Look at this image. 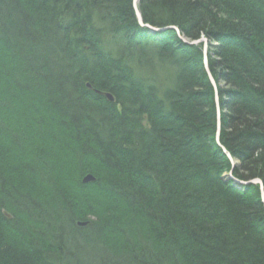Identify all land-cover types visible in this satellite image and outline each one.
<instances>
[{
    "label": "trees",
    "instance_id": "obj_1",
    "mask_svg": "<svg viewBox=\"0 0 264 264\" xmlns=\"http://www.w3.org/2000/svg\"><path fill=\"white\" fill-rule=\"evenodd\" d=\"M132 3L0 0V53L11 56L0 70V264H90L68 251L70 232L88 248H103L89 255L93 264H264L260 185L242 190L221 181L230 163L216 144L204 44L155 37L161 44L151 56L163 66L152 72L150 87L128 67L129 76L104 65L111 59L122 66L138 37L155 40L139 27ZM76 8L82 15L71 21ZM87 9L94 14L85 16ZM139 11L145 22L177 26L190 41L205 35L218 43L208 62L214 77L229 83L220 90L221 143L242 164L237 179L264 185V0H144ZM24 45L36 50L28 58L47 56L49 66H62L53 75L48 64L27 66L28 58H17L31 52ZM27 74L46 89L28 87ZM46 98L49 107L63 108L58 118L72 133L65 158L54 137L41 135L48 127L36 129L38 118L22 114L40 116ZM70 107L87 114L88 132L80 133L83 115L69 114ZM85 172L103 175L89 187L109 194L107 206L81 198Z\"/></svg>",
    "mask_w": 264,
    "mask_h": 264
},
{
    "label": "rangeland",
    "instance_id": "obj_2",
    "mask_svg": "<svg viewBox=\"0 0 264 264\" xmlns=\"http://www.w3.org/2000/svg\"><path fill=\"white\" fill-rule=\"evenodd\" d=\"M75 1V0H74ZM242 1H248V2H250V0H242ZM83 2H85V1H83ZM133 5V9H134V2L132 3ZM153 4V3H152ZM42 5V4H41ZM74 10H75V13H74ZM73 10V12L72 13H74V14H76L77 16H75V15H72V16H70V18H71V21L73 20V19H77V17H79V15H82V13H80V11L79 10H77V8L76 9H74ZM90 11V12H89ZM134 11H136V10H134ZM89 12V14H94V12L93 11H91V10H89V9H87L86 11H85V13H83L85 16L87 15V13ZM97 15L99 14V13H96ZM68 16V15H67ZM69 17V16H68ZM81 17V16H80ZM83 20V19H82ZM156 20L157 21H159V22H164V21H161V20H159V19H157L156 18ZM163 20V19H162ZM264 20V19H263ZM187 21V20H186ZM63 24V23H62ZM64 26V25H63ZM153 28H157V29H159L160 30V28L159 27H157V26H155L154 25V27ZM158 33H147L146 35L147 36H149V37H152L153 39H155V37L157 38L158 37V35L161 33V31H157ZM163 32V31H162ZM158 34V35H157ZM174 34V33H173ZM167 35H171V34H169L168 32H164L163 34H161L160 35V37L162 36V37H168ZM177 36H178V42H181L183 45H193V46H197V44L199 45V44H202L203 42H202V40L203 39H205V40H208V52L210 53V48L213 46V47H217L218 46V43H215V42H212L209 38L207 39L206 37H205V35H203V37L202 38H200V39H197V40H195V41H190L189 40V38H187L186 36H184V33L183 32H181V35H178L177 34ZM137 40V43H132V44H134L135 45V47L134 48H132V49H135V51L133 52V55L132 56H138L139 57V59H138V63H139V65H137V64H135V63H133L132 61H130L129 60V58L126 56V57H124V55L122 56V57H124V59H122V60H120L121 62L123 61L124 62V65L125 66H127L129 69L131 68V69H134L135 71H136V73L137 74H139V76H141V82L143 83V85H144V87H150L149 86V84H151V83H153L154 82V78H155V76H157V75H154V74H152V72H149V70H158V69H160L162 66H163V64L162 65H160V64H158L157 63V58L154 56H151L152 54H155L156 56H157V51H156V49L158 48V44H161V42L159 41V39H155L154 41L151 39V38H145V37H143V38H137L136 39ZM198 41V43L197 44H194V43H196ZM50 42V41H49ZM158 43V44H157ZM49 44H51V42L49 43ZM111 44V43H110ZM118 46H114V50L116 51V54L115 53H113V57L114 58H116L117 60H119L120 59V55L119 54H117V51H118V49H120V44H119V42L118 43H116ZM204 44V43H203ZM45 45L47 46L48 45V42L47 43H45ZM107 45V47H109L110 45H108V44H106ZM111 49H112V47H111ZM204 50V48L202 49V51ZM113 50H111L109 53H111ZM4 52V51H3ZM3 52H2V54H3ZM209 53H208V57H209ZM4 55V54H3ZM4 57H6V58H3L2 57V60L0 59V62H2L1 63V65L0 66H5L6 64H7V62H8V60H7V58L8 57H10V59H11V56L9 55V53H7L6 55H4ZM31 58V57H30ZM30 58H28L27 60H29V61H27V63L29 64V65H27V66H29V67H31V66H33V67H46V65L47 66H49L50 65V63H46V64H44V63H37L36 64V62L34 63V61L32 60V59H30ZM177 58V57H176ZM178 58H180V57H178ZM50 59V58H49ZM49 59L47 58L46 60L47 61H49ZM52 59V58H51ZM152 59H154V61L152 60ZM125 60H127V61H125ZM151 60L153 61V65H154V67H156V68H153L151 65H148L149 64V62H151ZM170 62L172 63V61L170 60V61H168V62H166L165 64H169L170 65ZM203 62H204V51H203ZM156 64V65H155ZM26 64H24V66H25ZM31 65V66H30ZM58 65H60L59 63H55L53 66H49V69L50 70H52V72L49 74V75H53L55 72H57L59 69L57 68L56 69V66H58ZM22 65H18V64H16L15 65V68L18 70V71H21V72H23V69H24V67H22V68H20ZM60 66H62V65H60ZM148 66H149V70H148ZM204 66H205V70H206V73H207V78H208V82H209V84H211V87H212V90H211V93H208L209 94V101H208V103H209V105H214V111H215V116H216V119H215V122H214V125H213V127L216 129V133H215V138H220V139H222V137H220V135H221V132H222V129H223V126H222V122H223V116H222V114L225 112V110L223 111V107H222V105H221V102H222V100H221V95L222 94H220V90L221 89H225L227 86H229V83L227 84V83H224L223 84V81H221L222 83H220V85H216V86H214L213 85V79H216L218 76H216V77H214L213 78V74H212V79H211V71H210V69H209V67H208V70H209V72H207V68H206V65H205V62H204ZM20 68V69H19ZM140 69V70H139ZM1 70V69H0ZM27 71V70H26ZM220 72V71H219ZM5 74V76H8V73H4ZM220 74L222 75L223 73L222 72H220ZM135 75V74H134ZM163 75H160V77H161V79H164L165 77H162ZM223 76V75H222ZM4 78V77H3ZM25 81H26V83L28 82V84H26V85H28V87L29 86H31L32 88H36V87H38V86H41V88L43 89H46L45 88V86H44V84H42L41 83V80H38V79H36V76H34V75H31V74H27L26 76H25ZM222 77L221 76H219L217 79L218 80H220ZM224 78V77H223ZM139 79V78H138ZM204 80H205V78H204ZM213 80V81H212ZM41 83V84H40ZM204 83H205V81H204ZM219 83V82H218ZM51 86L53 85L52 83L50 84ZM90 86V85H89ZM88 86V84H87V88L88 89H90L91 87H89ZM230 87H231V85H230ZM33 90V89H32ZM229 91L230 90H232L231 88L230 89H228ZM34 91V90H33ZM32 91V92H33ZM95 92H96V94H98V95H105L106 96V94H108V93H101L99 90H96L95 89ZM19 94V93H18ZM32 94V93H31ZM23 94L21 93V95H20V97L22 98L23 96H22ZM38 95H39V97L41 96V94L40 93H36L35 92V96L36 97H38ZM81 95H83V93L81 94ZM108 95H110V94H108ZM217 96H218V101H217ZM107 97V96H106ZM110 97L112 98V96L110 95ZM72 99V98H71ZM107 99H108V97H107ZM113 99V98H112ZM224 99V102L226 103V102H228V101H230V97L229 96H227L226 95V97H224L223 98ZM72 100H75V101H78V100H76L75 98L74 99H72ZM44 103H46V104H44L43 105V107L41 108V109H38V113H41V115L40 116H38L37 117V115L35 114V113H33V111L34 110H32V113L31 112H29V111H27V109L26 110H24V112H22V114H23V117L24 118H30V120H34V118L35 119H37L38 118V120H37V122L35 121V123L33 124V126L32 127H36V129H38V126H40V125H42V126H40V128L41 127H48L47 128V131H44V130H42L41 132H42V136H44L45 137V139L46 140H49L50 139V137H54V139L57 141V147L59 148V149H63V152H61V153H63V156H61V157H63V158H65L64 156L66 155L64 152H67V146H69L70 144H65V143H67V141H70V136L72 135V133L71 134H66L65 133V131L67 130V127H66V125H67V121L65 122V123H63V122H61L60 120H59V118H58V114H59V111H61V109H63L62 107L61 108H59V110H55V109H53V108H51V106L49 107V105H51V104H48V101H47V98L45 99V100H42ZM60 101V100H59ZM63 105V107H64V109L66 108V102H64V101H60ZM75 106H78V105H75ZM13 107H14V105H12L11 104V106H10V111L12 112V110H14L13 109ZM72 109V110H71ZM13 113V112H12ZM73 113H76V114H79L80 116L81 115H83L82 117H83V125H82V127L80 128L81 130H80V133H86V132H88V129H89V126H90V123L89 122H87V114L86 113H83L82 111L81 112H79V111H77L75 108L73 109L72 107H70V111H69V114H73ZM15 114V113H14ZM70 116V115H69ZM1 127H4V126H2V124H0V128ZM44 131V132H43ZM69 137V138H68ZM222 144V143H221ZM73 147L75 146V144H73L72 145ZM76 147V146H75ZM74 147V148H75ZM219 147V146H218ZM77 148V147H76ZM75 148V149H76ZM78 149V148H77ZM219 149H221L222 151H223V153H224V155H226V157H227V159L229 160V163H230V166L229 167H226V171H225V173L221 176V179H222V181H224V182H226L227 184H229L230 186H234L236 189H244V188H247L248 186H250V185H260V190H261V187L263 188L262 190H261V201H263V203H264V185H263V183H262V186H261V184L259 183V182H257V181H259L260 179H252V180H247V181H244V180H239V179H237V177H235L236 175H237V169L236 168H238V167H240L242 164H241V162H239L237 159H233L232 158V156H231V154L228 152V150H227V148H225V147H219ZM125 151L127 150V149H124ZM54 152H56V151H54ZM54 154V153H53ZM60 157V158H61ZM79 159H81L82 160V158H81V156L80 157H78ZM224 161H225V159L223 160V163H224ZM77 163V162H76ZM76 165H79V164H76ZM229 168V169H228ZM59 176H61V177H64L65 176V173H63L62 172V174H60ZM84 178H82V181H81V187H86V188H84V190H83V194H85L86 196H81V198L82 199H84V200H89V201H92V200H94L95 202L97 201L98 203H100L101 205H103V206H107V204H108V202H106V201H104L103 199L107 196V195H109L108 193H106V194H99L100 193V187L98 188L97 187V189L96 188H94V187H89V186H93V185H95V183H97V182H99V180L101 179V177L103 176V175H99V176H94L93 174H91V173H89V172H85L84 173ZM65 180V179H64ZM260 182H262L261 180H260ZM242 189V190H243ZM73 191V190H72ZM104 201V202H103ZM33 218H31V222H34V220H32ZM35 219V218H34ZM264 220V219H263ZM36 221V220H35ZM65 223H66V225L67 224H69L70 222L69 221H65ZM37 224V223H36ZM71 224V223H70ZM86 224L87 223H78L77 224V226L79 227V226H81V227H85L86 226ZM65 230L66 231H68V229H66L65 228ZM69 235H70V237L69 238H66L67 239V242H68V244H66L67 245V248H68V251L70 250L71 251V253H77L76 254V256H77V258H78V260L81 262V263H90V264H93L94 262H96L92 257H89V255H91V256H93V257H95L94 255H98V252L100 251V250H103V248L98 244L97 245V247H95V245H94V247L93 248H88V245L87 246H84V243H83V241H81L82 240V238L80 237V234H72L71 232L70 233H68ZM72 235V236H71ZM72 237H74V239L72 238ZM72 238V239H71ZM83 243V244H82ZM83 245V246H82ZM83 250H82V249ZM79 251V252H78ZM83 252H85L84 253V255H82V253ZM70 253V252H69ZM81 255V256H80ZM83 256V257H82ZM91 259H93V260H91ZM78 260H77V262H78ZM65 262V261H64ZM67 264V263H66Z\"/></svg>",
    "mask_w": 264,
    "mask_h": 264
},
{
    "label": "bare ground",
    "instance_id": "obj_3",
    "mask_svg": "<svg viewBox=\"0 0 264 264\" xmlns=\"http://www.w3.org/2000/svg\"><path fill=\"white\" fill-rule=\"evenodd\" d=\"M143 1L144 0H133V2H134V10H135V8L139 11V6L143 3ZM150 2H155V3H157V0H149ZM195 9H193V8H190V9H188V11H189V14H191L193 11H194ZM140 12V15H141V20L143 21V23L141 24L140 22H139V18H138V15H137V11H135V13H136V19H137V22H139V27L143 30V31H145V32H147V33H158L157 31H155L154 30V25H151V24H149V23H147V22H145L144 21V17H143V13L141 12V11H139ZM0 27H4V25H2L1 24V26ZM157 29V28H156ZM75 30V29H74ZM157 30H159V29H157ZM161 30H163V32L161 31ZM142 31V35H145L146 33L145 32H143ZM160 31H161V33L159 34V35H161V34H163L164 32H168V33H170V34H173V35H181V30L177 27V26H175V27H173V26H166V27H164V28H160ZM40 32V31H39ZM44 32V31H43ZM42 31L40 32L41 34L43 33ZM185 34V33H184ZM11 35V33H7V35L5 36V39H6V41L8 42V43H12L13 41H14V39L15 38H13L14 36L12 35V36H10ZM158 35V34H157ZM46 38H47V40H49V39H51L52 38V34L50 33V32H45V35H44ZM39 37H42L41 35H39ZM43 39H45L44 37H42ZM26 42V41H25ZM24 42V43H25ZM14 44H16V43H14ZM18 47L19 46H17V48L16 49H18ZM23 47H26V48H28V50L29 51H31V52H27V53H25V54H23L22 56L24 57L23 59H22V57H21V54L19 53V57H17L18 59H20V60H22V61H24V60H26V58H28L29 57V55L30 54H32L33 52H36V50H32L31 49V46H29V45H24ZM20 48H22V47H20ZM203 48H204V45H203ZM44 50V49H43ZM43 50H41V54H43ZM128 50L129 51H126L125 53H124V55L125 56H127L128 58H129V60L130 61H132L133 63H135V64H137V65H139V63H138V59H139V57L138 56H132L133 55V52H132V49L131 48H129V46H128ZM55 52L57 53L58 52V49L56 48L55 49ZM4 55H6V52H4ZM2 53H0V59L2 60V57L4 56ZM47 57V56H46ZM44 58V57H38V60L37 61H35L34 59H32L34 62H36V64L37 63H39L38 61H41L40 63H45L46 64V62H47V58ZM100 57V56H99ZM36 58V57H35ZM3 61V60H2ZM125 61H127V60H125ZM207 62H208V60H207ZM1 63L2 62H0V65H1ZM39 63V64H40ZM124 63V62H123ZM104 65L106 66H109V68H113V70L115 71V72H123V71H126V73H127V76H129V70H128V68H127V66H125L124 64L121 66L118 62H116L115 60H111V59H106L105 60V63H104ZM148 65H151L153 68H156V67H154V65H152V64H150V62H149V64ZM140 66V65H139ZM208 67H209V62H208ZM4 68V66L2 67V66H0V69H3ZM73 68V67H72ZM131 69V68H130ZM132 71H134V72H136L134 69H131ZM140 70V69H139ZM148 70H149V66H148ZM149 72H155L154 70H149ZM212 74L213 73H211V76H212ZM213 78H214V75H213ZM214 81V83H213V85L214 86H216V85H220V83H221V81H223V77L220 79V80H217V79H213ZM218 82H220V83H218ZM89 86V85H88ZM89 87H91V86H89ZM91 89V88H90ZM109 94V93H108ZM110 100V99H109ZM216 144H217V146H219V147H222L223 145L221 144V139L220 138H216ZM261 180V179H260ZM259 180V181H260ZM221 181H222V179H221ZM262 181V180H261ZM223 182V181H222ZM224 183V182H223ZM262 183H263V181H262ZM224 185L226 186L227 184H226V182L224 183Z\"/></svg>",
    "mask_w": 264,
    "mask_h": 264
},
{
    "label": "water",
    "instance_id": "obj_4",
    "mask_svg": "<svg viewBox=\"0 0 264 264\" xmlns=\"http://www.w3.org/2000/svg\"><path fill=\"white\" fill-rule=\"evenodd\" d=\"M135 10L137 11V15H138V18H139V22L142 24L143 23V21L141 20V15H140V12L135 8ZM154 30L155 31H160V30H157V29H155L154 28ZM161 31H163V30H161ZM202 42L204 43V62H205V65H206V68H207V72H209V70H208V62H207V60H208V40H205V39H203L202 40ZM198 43V41L196 42V43H194V44H197ZM211 79H212V76H211ZM213 81V80H212ZM214 83V82H213ZM106 96L108 97V99H110V101L111 102H113L114 101V99H112L111 97H110V95H108V94H106ZM217 101H218V96H217ZM257 182H259L260 184H261V186H262V182H260V181H257ZM263 188L261 187V190H262Z\"/></svg>",
    "mask_w": 264,
    "mask_h": 264
}]
</instances>
